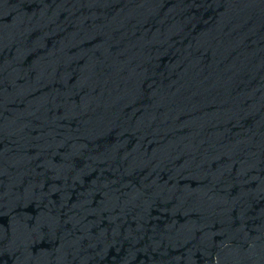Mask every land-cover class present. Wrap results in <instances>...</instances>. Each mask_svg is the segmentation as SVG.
<instances>
[{
    "label": "water",
    "instance_id": "95a60500",
    "mask_svg": "<svg viewBox=\"0 0 264 264\" xmlns=\"http://www.w3.org/2000/svg\"><path fill=\"white\" fill-rule=\"evenodd\" d=\"M0 264H264V0H0Z\"/></svg>",
    "mask_w": 264,
    "mask_h": 264
}]
</instances>
